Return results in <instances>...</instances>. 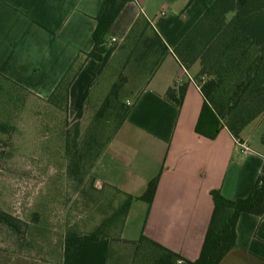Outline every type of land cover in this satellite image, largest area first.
<instances>
[{
	"label": "crops",
	"instance_id": "0c3cea01",
	"mask_svg": "<svg viewBox=\"0 0 264 264\" xmlns=\"http://www.w3.org/2000/svg\"><path fill=\"white\" fill-rule=\"evenodd\" d=\"M213 1L131 0L124 5L107 33L110 47L99 71L111 62L141 15L150 20L169 53L131 101L127 117L89 174L94 186L138 197L162 167L151 204L132 201L121 225V237L134 240L143 233L189 260L196 259L201 250L213 210L211 190L231 199L246 196L264 162L260 142L264 128L255 135L264 113L241 133L248 149L225 127L213 139L195 132L203 95L194 76L201 64L184 68L173 49ZM101 2L0 0V73L42 101L80 57L82 66L69 87V111L76 112L90 79L84 53L93 46L92 32ZM185 82L183 102L177 108L164 94L172 85ZM235 230L236 247L219 264H264V214L242 213ZM95 242L103 246L100 254L105 258L100 264H105L108 243Z\"/></svg>",
	"mask_w": 264,
	"mask_h": 264
},
{
	"label": "trees",
	"instance_id": "16d2710c",
	"mask_svg": "<svg viewBox=\"0 0 264 264\" xmlns=\"http://www.w3.org/2000/svg\"><path fill=\"white\" fill-rule=\"evenodd\" d=\"M129 1L131 0L101 2L92 32L93 46L84 53V68L90 79L80 96L75 112L77 118L82 116L90 86L110 47L107 33ZM190 2L192 0H188L187 4ZM168 53L169 48L163 38L150 20L141 15L132 24L112 58L113 64L117 61V76L95 112L94 127L89 129L83 141L79 140L77 125L71 140L68 132L66 133L65 151L69 155L67 173L77 186L84 179L81 167L83 160H90L92 169L104 146L127 117L132 102L137 99ZM173 53L186 69L197 62L201 64L194 76V81L203 95L195 132L213 139L225 127L235 138L241 140L245 127L264 113V0H214L179 41ZM79 60L80 57L77 56L75 63L69 66L49 97L42 101L52 105L64 103L68 107L70 84L82 66ZM186 88L187 82L174 84L167 89L164 97L179 108ZM21 92L31 95L22 85L0 73V113L9 107L8 101L11 97ZM109 110L116 111L117 124L109 137L102 142L95 129ZM7 128L8 125L0 120V131L6 132ZM260 142L264 145V130L260 135ZM161 173L162 167L148 181L145 190L138 197L112 188L125 196V201L118 209V214L122 215L121 225L134 199H140L148 206L151 204ZM210 194L213 210L196 259H186L143 233L133 240L121 237L119 230L118 242L131 246L132 254L142 259H146L144 256L148 254L152 264H219L236 247L235 228L239 216L242 213L257 216L264 214V162L246 196L226 198L217 189L211 190ZM0 224L9 226L17 234L21 232L20 219L1 208ZM89 234L94 241L107 238L100 227H96ZM113 251L110 243L106 264H115L116 254L114 256ZM112 255L114 259H111Z\"/></svg>",
	"mask_w": 264,
	"mask_h": 264
},
{
	"label": "rangeland",
	"instance_id": "374dc122",
	"mask_svg": "<svg viewBox=\"0 0 264 264\" xmlns=\"http://www.w3.org/2000/svg\"><path fill=\"white\" fill-rule=\"evenodd\" d=\"M115 63L111 60L98 72L80 118L69 111V99L68 107L52 105L23 92L12 96L0 113L8 125L6 132L0 131V208L21 221L19 234L0 224V264H100L103 246L89 234L96 227L107 236L100 240L113 246L115 264H152L148 254L146 259L133 255L131 246L117 240L122 222L118 209L125 196L94 186L87 158L80 185L67 173L66 133L71 140L77 125L83 141L94 127L95 112L117 76ZM115 112L109 110L95 129L102 142L116 127ZM262 128L264 120L258 131Z\"/></svg>",
	"mask_w": 264,
	"mask_h": 264
},
{
	"label": "built area",
	"instance_id": "2783aa9c",
	"mask_svg": "<svg viewBox=\"0 0 264 264\" xmlns=\"http://www.w3.org/2000/svg\"><path fill=\"white\" fill-rule=\"evenodd\" d=\"M114 40V39H113ZM196 83V82H195ZM197 84V83H196ZM198 86V84H197ZM199 87V86H198ZM235 140L237 141V143H239L241 146H243L244 149H248L247 146L243 143V141L239 140L238 138H235Z\"/></svg>",
	"mask_w": 264,
	"mask_h": 264
}]
</instances>
